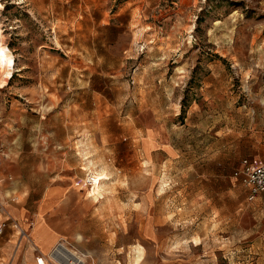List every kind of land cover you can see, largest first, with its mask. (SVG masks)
Segmentation results:
<instances>
[{
  "label": "rangeland",
  "instance_id": "1",
  "mask_svg": "<svg viewBox=\"0 0 264 264\" xmlns=\"http://www.w3.org/2000/svg\"><path fill=\"white\" fill-rule=\"evenodd\" d=\"M242 158L264 159V0H0V219L71 166L91 201L130 188L121 264H264Z\"/></svg>",
  "mask_w": 264,
  "mask_h": 264
},
{
  "label": "crops",
  "instance_id": "2",
  "mask_svg": "<svg viewBox=\"0 0 264 264\" xmlns=\"http://www.w3.org/2000/svg\"><path fill=\"white\" fill-rule=\"evenodd\" d=\"M139 141L128 140L125 143L132 153L139 147L137 148L140 151L139 156L147 162L157 164L158 167L167 161L166 147L157 144L149 136H144ZM112 146L115 147L116 144ZM76 148H80V145L67 150L74 154L72 151ZM168 148L169 151L172 149ZM180 154L181 148L177 145L178 157ZM240 160L235 170L239 167ZM52 174L53 181L42 188L35 212L12 213L14 216L12 219L16 222H8L7 218L0 219V223L5 224L0 234V264H50L46 254L59 238H65L76 248L88 252L91 264H115L119 261L121 264V259L126 260L129 257L131 259V251L121 235L124 227L130 226L133 222L136 225L140 224L137 218L138 208L132 205L130 197L121 199V192L124 191L125 196H129L130 188H118L112 193L107 191L102 201L92 202L89 196L86 198L83 194L84 182L82 183L83 179L79 177L75 168L57 167ZM237 179L243 184L239 178ZM243 185L247 190V199L248 187ZM261 195L264 193H258L254 198ZM26 216H29L30 220ZM154 219V216H151L150 219L142 220V225H147L148 236L153 234ZM14 224L27 235L19 236ZM110 253H115L114 260H110Z\"/></svg>",
  "mask_w": 264,
  "mask_h": 264
},
{
  "label": "built area",
  "instance_id": "3",
  "mask_svg": "<svg viewBox=\"0 0 264 264\" xmlns=\"http://www.w3.org/2000/svg\"><path fill=\"white\" fill-rule=\"evenodd\" d=\"M233 177L239 178L248 187L247 199L252 201L258 193H264V160L253 162L248 158H242L239 167L233 172ZM93 180L89 174L85 178V182L90 185ZM4 226V223H0V234ZM14 226L18 230L19 236L27 235L17 224ZM46 259L50 264H91L88 252L76 248L65 238H59L54 242L46 254Z\"/></svg>",
  "mask_w": 264,
  "mask_h": 264
},
{
  "label": "bare ground",
  "instance_id": "4",
  "mask_svg": "<svg viewBox=\"0 0 264 264\" xmlns=\"http://www.w3.org/2000/svg\"><path fill=\"white\" fill-rule=\"evenodd\" d=\"M94 180H93V182L95 181V178L94 177H92Z\"/></svg>",
  "mask_w": 264,
  "mask_h": 264
}]
</instances>
